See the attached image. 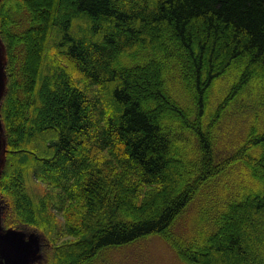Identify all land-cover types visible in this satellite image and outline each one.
<instances>
[{
    "label": "trees",
    "instance_id": "1",
    "mask_svg": "<svg viewBox=\"0 0 264 264\" xmlns=\"http://www.w3.org/2000/svg\"><path fill=\"white\" fill-rule=\"evenodd\" d=\"M0 36V196L45 235L46 264L154 235L185 264H264V0H0ZM240 95L262 117L219 160L214 131ZM221 175L223 194L203 193ZM201 192L216 207L204 229L175 235Z\"/></svg>",
    "mask_w": 264,
    "mask_h": 264
},
{
    "label": "rangeland",
    "instance_id": "2",
    "mask_svg": "<svg viewBox=\"0 0 264 264\" xmlns=\"http://www.w3.org/2000/svg\"><path fill=\"white\" fill-rule=\"evenodd\" d=\"M46 49V47H45ZM0 52L1 64L4 74V88L0 94V181L10 168V152L4 133V122L2 118L1 105L3 96L7 88V74L5 68L7 66V51L6 42L0 36ZM44 52V49H43ZM229 82H223L215 89L214 96L211 99L210 111L217 108L222 97L228 93L230 89ZM249 89L245 90V93ZM259 100V99H258ZM261 108L256 104V101L244 102V98H238L237 103L231 105L230 110H227L223 115V119L216 125L214 131L216 152L219 160H223L229 156H233L240 148L246 139V135L252 126H256L255 117L261 116ZM262 117V116H261ZM261 126L258 130H263L264 119H261ZM231 156V157H232ZM218 162V161H217ZM12 166V164H11ZM237 171L239 176L238 182L244 180L245 174ZM236 168V169H237ZM243 169V168H242ZM229 174V173H228ZM243 176V177H242ZM219 176L215 180L206 184L207 187L203 193L215 192L220 190L222 193L225 185L229 183L228 178ZM223 194V193H222ZM232 194V193H231ZM235 195V194H232ZM205 199L202 197V192L199 199L194 201L186 210L184 215L177 221L174 227V234H187L192 236L195 229L201 232L203 230L202 223L208 219L206 213L208 209L215 210L216 207L210 204V201L204 205ZM161 202V201H158ZM249 204H245L247 207ZM207 217V218H206ZM14 211L10 203L2 202L0 196V261L2 264H46L47 245L42 232L36 227L16 224L14 225ZM36 220V219H34ZM246 220V219H244ZM37 221V220H36ZM247 222V223H246ZM246 224V225H245ZM244 238L253 248L256 243L260 246V235L258 228L249 222L244 221L242 225ZM45 236V235H44ZM75 239V238H74ZM74 239H70L73 241ZM67 240V239H65ZM262 240V239H261ZM52 243V242H51ZM53 244V243H52ZM57 245V244H56ZM257 251V250H256ZM258 253V252H257ZM258 255V254H257ZM205 258H208L205 256ZM89 264H185L183 263L172 246L158 235L142 238L130 245H123L115 248L103 250L94 261Z\"/></svg>",
    "mask_w": 264,
    "mask_h": 264
},
{
    "label": "water",
    "instance_id": "3",
    "mask_svg": "<svg viewBox=\"0 0 264 264\" xmlns=\"http://www.w3.org/2000/svg\"><path fill=\"white\" fill-rule=\"evenodd\" d=\"M4 88V74L2 70V64H1V52H0V94L2 93Z\"/></svg>",
    "mask_w": 264,
    "mask_h": 264
},
{
    "label": "flooded vegetation",
    "instance_id": "4",
    "mask_svg": "<svg viewBox=\"0 0 264 264\" xmlns=\"http://www.w3.org/2000/svg\"><path fill=\"white\" fill-rule=\"evenodd\" d=\"M0 264H2L1 261H0Z\"/></svg>",
    "mask_w": 264,
    "mask_h": 264
}]
</instances>
